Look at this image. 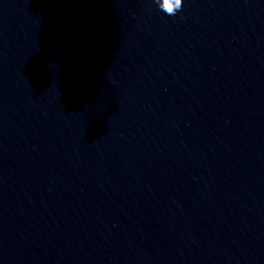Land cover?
Wrapping results in <instances>:
<instances>
[{
	"label": "clouds",
	"instance_id": "obj_1",
	"mask_svg": "<svg viewBox=\"0 0 264 264\" xmlns=\"http://www.w3.org/2000/svg\"><path fill=\"white\" fill-rule=\"evenodd\" d=\"M176 5H177V7H179V5H180V0H176Z\"/></svg>",
	"mask_w": 264,
	"mask_h": 264
}]
</instances>
